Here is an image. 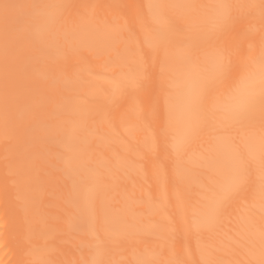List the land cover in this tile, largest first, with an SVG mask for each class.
<instances>
[{"label":"snow or ice","instance_id":"obj_1","mask_svg":"<svg viewBox=\"0 0 264 264\" xmlns=\"http://www.w3.org/2000/svg\"><path fill=\"white\" fill-rule=\"evenodd\" d=\"M99 7L122 10L129 5H74L63 0H36L32 3H12L0 0V21L4 32V111L5 139H9L11 97L16 88L15 73L26 64H38L54 55H62L65 65L44 79L53 81V93L48 96L53 105L36 117L41 135L34 145L48 157L47 167L56 163L63 170L78 177L79 187L72 202L74 211L66 223L79 236L78 261L57 262L51 259L56 248L55 226L45 222L43 244L37 243V232L19 241L21 259L18 264H122L106 259L122 249L141 229L117 216L113 202L101 192L102 177L93 169L76 165L77 129L86 115L96 114L111 126L109 114L119 109L130 88L141 96L138 101L137 125H130L129 135L135 136L158 115L159 104L151 93L148 61L175 66L179 79L175 91L166 101L165 137L172 135V149L176 156V175L182 173L181 161L192 143L206 129H211L214 143L207 149L208 167L215 178L203 187L199 198L187 207L179 189L174 195L180 209L177 225L168 215L166 176L162 166L156 175L162 178L161 196L148 194L146 203L158 210L162 219L145 226L149 234L162 242L169 254L167 259H155L147 248L136 257L134 264H264V35L258 57L248 56L234 61L232 53L223 45L221 37L236 22L234 9L256 8L254 4L221 2L197 3L194 0H157L139 11L136 22L139 32L128 28L129 40L123 41L120 51L116 43L104 44L81 39L90 19ZM260 18L264 27V0ZM73 9L79 22L69 23ZM127 24V21H126ZM89 49L96 58H103L111 75L101 82L91 71L89 61L80 55ZM147 49V52L145 51ZM75 58L72 70L67 60ZM101 84L103 86H101ZM55 91L60 93L59 99ZM86 94L98 96L99 103L90 107L84 102ZM177 111L184 115L179 131L173 128ZM143 126V127H142ZM143 146L155 154L158 145L153 134L144 138ZM41 168L38 171H45ZM259 178L258 187L253 175ZM239 198L258 201L259 258L224 261L212 259L211 246H202L204 233L209 239L218 235L221 216L227 202ZM257 204L249 208V223L254 221ZM166 221V222H165ZM246 233L239 240H231L233 253L239 255L246 248ZM196 241L199 260H191V243ZM231 239V238H230Z\"/></svg>","mask_w":264,"mask_h":264},{"label":"bare ground","instance_id":"obj_2","mask_svg":"<svg viewBox=\"0 0 264 264\" xmlns=\"http://www.w3.org/2000/svg\"><path fill=\"white\" fill-rule=\"evenodd\" d=\"M12 3H32L36 0H9ZM74 5H129L121 10L99 7L90 19L83 35L86 41L104 44L116 43L118 50L123 51V41L129 40L127 29L139 32L136 15L139 11L146 12L144 7L157 0H63ZM197 3L221 2L229 4H254L256 8L234 9L233 15L238 17L234 25L221 37L223 45L232 53L234 61H243L248 56L258 57L262 47V27L260 18L261 0H194ZM73 9L67 18L69 23L79 22L77 12ZM127 21V24H126ZM147 52V49H145ZM4 32L0 21V264H18L21 259L19 241L37 232V243L43 244L42 233L45 222L55 226L56 248L51 259L57 262L78 261L77 251L79 236L66 223L67 217L74 211L72 202L79 187L78 177L63 170V165L56 163L46 166L48 157L34 145L41 132L36 125V117L53 105L48 102V96L38 93H53V81L44 79L46 74L55 73L65 65L62 55H54L38 64H26L15 73L16 88L11 97L9 139H5L4 111ZM81 56L90 64L91 71L101 80L111 75L105 67L103 58H96L93 53L84 48ZM77 64L75 58L67 60V67L72 70ZM148 72L151 77V93L156 96L159 104L158 115L147 121V126L133 137L127 131L130 125H137L138 101L141 96L130 88L118 110L109 114L111 126L96 114L84 116L77 129L78 143L76 146V165L93 169L104 183L101 192L113 202L117 216L123 217L129 224H134L141 231L134 234L128 243L114 251L106 259L121 261L122 264H134L136 257L144 254L145 248L155 259H167L169 254L162 248V242L155 235L149 234L145 226L149 222L162 219L158 210L152 209L145 202L147 195L153 199L161 196L162 178L158 177L156 169L162 166L166 176L168 193V215L179 225L180 209L177 206L175 191L179 189L185 206L199 198L203 187L215 174L209 169L207 149L213 141L211 129H206L192 143L181 161L182 173L176 175V156L172 149V135L165 137L161 129L166 126V101L175 91L179 79L175 66L162 62L157 57L155 62L148 61ZM101 86H103L101 84ZM59 99L60 93L55 91ZM100 98L86 94L84 102L90 107L99 103ZM183 113L177 111L174 116L173 128L179 131ZM155 135L158 151L153 154L144 146V138ZM46 168L45 171H38ZM253 181L258 187L259 178L254 173ZM257 204L256 216L249 223V208ZM166 222V221H165ZM259 207L258 201L249 198L243 201L233 199L225 205L221 216L218 235L209 239L204 233L202 246H211L212 259L231 261L234 259L259 258ZM246 233L250 243L239 255L233 253L231 240H239ZM231 238V239H230ZM192 255L186 257L199 260L196 252V241L191 243Z\"/></svg>","mask_w":264,"mask_h":264}]
</instances>
